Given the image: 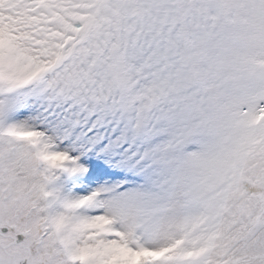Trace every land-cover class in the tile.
<instances>
[{"label":"snow or ice","instance_id":"1","mask_svg":"<svg viewBox=\"0 0 264 264\" xmlns=\"http://www.w3.org/2000/svg\"><path fill=\"white\" fill-rule=\"evenodd\" d=\"M0 264H264V0H0Z\"/></svg>","mask_w":264,"mask_h":264}]
</instances>
